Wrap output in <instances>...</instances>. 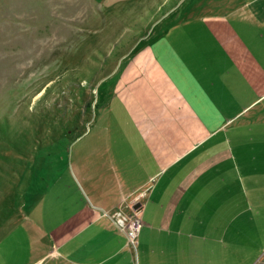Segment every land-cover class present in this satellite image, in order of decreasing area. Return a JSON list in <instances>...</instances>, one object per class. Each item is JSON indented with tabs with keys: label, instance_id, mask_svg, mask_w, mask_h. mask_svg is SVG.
Instances as JSON below:
<instances>
[{
	"label": "crops",
	"instance_id": "1",
	"mask_svg": "<svg viewBox=\"0 0 264 264\" xmlns=\"http://www.w3.org/2000/svg\"><path fill=\"white\" fill-rule=\"evenodd\" d=\"M174 1L123 41L90 130L63 139L0 264H240L256 247L264 264V0ZM139 203L134 253L112 216Z\"/></svg>",
	"mask_w": 264,
	"mask_h": 264
},
{
	"label": "rangeland",
	"instance_id": "2",
	"mask_svg": "<svg viewBox=\"0 0 264 264\" xmlns=\"http://www.w3.org/2000/svg\"><path fill=\"white\" fill-rule=\"evenodd\" d=\"M163 1L133 0L111 12L99 8L103 0H0V239L28 199L44 195L46 167L61 165L63 139L90 130L123 41L153 32Z\"/></svg>",
	"mask_w": 264,
	"mask_h": 264
},
{
	"label": "built area",
	"instance_id": "3",
	"mask_svg": "<svg viewBox=\"0 0 264 264\" xmlns=\"http://www.w3.org/2000/svg\"><path fill=\"white\" fill-rule=\"evenodd\" d=\"M144 198L145 194H141L140 198ZM140 203L137 204V207H133L131 213L124 214L121 211H117L112 216V219L115 220V224L119 231L124 235L126 240V245L136 253L138 247V237L141 231V221L139 220L140 215ZM104 215L108 216L104 213ZM109 217V216H108Z\"/></svg>",
	"mask_w": 264,
	"mask_h": 264
}]
</instances>
